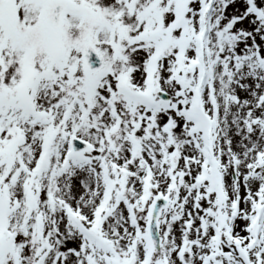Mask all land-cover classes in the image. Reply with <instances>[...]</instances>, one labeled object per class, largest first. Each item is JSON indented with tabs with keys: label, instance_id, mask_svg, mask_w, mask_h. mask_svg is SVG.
I'll list each match as a JSON object with an SVG mask.
<instances>
[{
	"label": "snow or ice",
	"instance_id": "snow-or-ice-1",
	"mask_svg": "<svg viewBox=\"0 0 264 264\" xmlns=\"http://www.w3.org/2000/svg\"><path fill=\"white\" fill-rule=\"evenodd\" d=\"M0 264H264V0H0Z\"/></svg>",
	"mask_w": 264,
	"mask_h": 264
}]
</instances>
